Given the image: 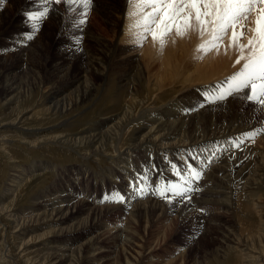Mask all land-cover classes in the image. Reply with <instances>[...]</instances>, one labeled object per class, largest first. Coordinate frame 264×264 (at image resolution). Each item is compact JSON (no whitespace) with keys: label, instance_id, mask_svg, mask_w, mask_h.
Segmentation results:
<instances>
[{"label":"bare ground","instance_id":"bare-ground-1","mask_svg":"<svg viewBox=\"0 0 264 264\" xmlns=\"http://www.w3.org/2000/svg\"><path fill=\"white\" fill-rule=\"evenodd\" d=\"M10 2L11 6L7 8L5 3ZM33 2L34 0H5L4 4L0 6V41L8 29H12V26L20 19H22L20 27H31L27 15L23 14H30L40 8V2L37 7H34ZM125 3L126 0H92L89 10L102 15L103 19L109 21L113 14L123 13ZM64 8L67 12L69 11L66 5ZM54 10H57L55 5H50L49 13ZM131 11L127 10L126 14L129 15ZM57 14L62 15L61 12ZM112 23L117 22L112 21ZM59 24L60 20H56L57 30ZM98 40L99 42L95 40L99 47L97 52L89 43V49L84 52L76 49V45L63 50L57 56V65L71 66L76 63L80 70L86 68V74L82 76H80L81 73L67 74L62 82L58 83L59 66H53L52 70H47V77L43 81L45 92L42 98L39 97L42 99L39 103L40 108L30 117L25 116L31 110L28 106L20 111L23 114L17 116L18 119L14 118V113L19 112L17 107L20 103L18 101L20 92L15 87L13 74L17 73L22 63L28 64L36 70L39 68V63L26 54H20L9 61L0 63V96H6L8 93L13 97H10L9 104L4 106L2 114H0V177L5 172L3 166L12 172L7 181L9 183L5 184L2 195H0V230H4L7 225H12L14 228L12 232L7 233L9 244L5 239H0V264H70V262L73 264L74 260L71 259L78 253H84L86 256L83 264H99L111 255V252H105L102 249V242L112 239L113 243L116 242L115 239L122 238H119L118 234L121 233V230H118V233L116 231L117 234L111 232L112 229L111 231L104 230L106 225L102 218H107L113 212L130 213L124 220V224L126 223L128 226L123 232L124 236L121 235L124 239L120 242L125 246H122L120 251L126 258L130 257L135 261V257L131 256V253L137 254L134 249H137L138 246L132 239L131 222L140 221L148 224L158 217L177 216L182 223L192 224L195 227V230L193 229L195 233L204 228V232L207 234L212 224L215 223L211 222L217 220L213 217L212 210L221 211L223 209L233 213L235 219L232 222V229L234 231L231 228H226L225 231L217 230L219 236L217 237L218 241L216 238L218 246L215 249L216 255L222 256L224 264H240L236 249L226 244L228 242L233 245L240 243L244 250L250 252L251 260L249 261L254 262L253 264H264V215H258L256 212L257 208L260 209L258 211L261 209L264 211V204L258 203L259 200L264 199V164L257 161L258 154L255 151L256 143L264 137L254 141L245 140L244 144H241L237 149L233 146V142L244 137L246 133L264 128V117L258 112L260 108L244 99L230 96L223 101L203 105L194 112L188 121L183 117L180 121L164 123L157 119L159 117L156 113L163 106L161 105L163 100L162 102L156 101V97L153 95L155 84L153 87L143 85L137 97L131 95L141 85L142 74L135 57L128 55L127 58H124L120 65L124 68L123 73L115 80L111 78L109 83L114 62L126 48H118L114 43ZM151 67L153 68V66ZM92 80L95 81V85L99 84L101 87L100 97L104 94V89H108L109 107L100 106L99 114L97 116L94 114L92 119L87 118L88 121L84 119L69 122L68 116L73 115L72 112L75 108L80 107L90 98L94 84ZM122 88H125L127 96L115 95V92ZM246 102L249 104L248 113L242 109V105ZM60 116L66 118L58 121ZM29 118L39 120V124L53 120L56 122V127L78 126L77 124L80 123L82 125L78 128L77 133L73 134V138L52 139L50 136L43 135L44 124L33 130L25 128L24 123L28 122ZM33 133L42 136L33 141L25 140ZM178 137L186 141L178 140ZM173 140L175 141L174 147L170 149V152L174 155L182 151L176 149L189 148L188 151L210 152L209 159L216 160L207 171L198 169L201 172V179L193 180L192 183L194 188H199V191L191 193V200L184 203H177V198H173V202L169 203L159 196L158 198H148L146 201L139 199L135 203L129 204L128 201L132 199L131 193L133 192L135 195L147 193L146 183L151 188L158 184L153 180L157 175L162 174L164 169L160 158L153 160L154 167L150 171L151 173L148 170V162H150L148 160L144 162L143 166L138 167L137 160L140 155H144L146 152L155 154L152 147L158 149L162 143H169ZM14 147H28L29 151L41 149L42 151H51L54 147V150L61 151L70 158L71 156L74 159L79 158L81 165L72 164L71 169L64 167V175H62L61 171L54 170L48 162H34L30 167L32 174L50 172L55 175V181L46 191L42 189L31 199V202L34 203L31 208L29 206L19 208L22 210L14 215V212L11 211L12 202L19 198L18 192H21L20 190L30 180V177L22 178L27 169L15 161L14 158L19 159L21 155L16 152L20 156L17 157V154L13 153L16 154L14 157L12 154ZM223 149H225V153L220 156ZM42 154L44 155V153ZM65 155L63 156L66 157ZM92 159L103 164L98 167L99 173H96L94 181L103 184V187H107L113 194L119 193L123 196V204H121L122 201H106L100 197L99 191L95 190V187L91 188L93 174L89 172L85 164H89ZM242 164L244 167L238 169ZM180 168L187 170V164L181 163ZM84 175L87 178L85 181L83 180ZM63 179L67 181L77 179L79 190L67 188L63 191L59 187L63 183ZM137 180L146 186L145 191H136L135 181ZM156 180L160 179L157 177ZM245 182L248 183L244 185ZM240 184L244 186L241 187ZM16 190L18 191L15 193ZM13 193L14 197L7 203L6 201ZM96 197L99 198L98 203L91 200L92 198L97 200ZM218 199L219 201H216ZM5 203L7 204L4 205ZM39 204L43 209L40 213H38L40 209L35 208L36 206L40 207ZM67 224L70 226L64 227ZM214 227H219L218 220ZM46 228L52 229L43 231ZM122 228L124 227L122 226ZM99 229L102 231L95 233ZM33 232H40L36 236L40 242H36L34 237H30L29 234ZM8 235L10 236L8 237ZM70 240L71 244L62 245L63 242ZM79 240H81L79 245L72 246ZM29 246L32 247L28 249ZM109 258L107 262L115 261V258ZM78 264L81 263L78 262ZM126 264H136V261L135 263L126 261Z\"/></svg>","mask_w":264,"mask_h":264},{"label":"rangeland","instance_id":"rangeland-1","mask_svg":"<svg viewBox=\"0 0 264 264\" xmlns=\"http://www.w3.org/2000/svg\"><path fill=\"white\" fill-rule=\"evenodd\" d=\"M39 2L40 0H34L33 2L34 7L39 6ZM51 5H55L57 10H54L51 13H49L48 17L44 19L39 30L35 33L34 38L32 40L29 41L25 38L27 34L31 33L32 31L31 27H26V26L20 27L22 25V19H20L15 25L12 26L13 27L12 29H8V32H6V34L0 41V63L9 61L10 59L20 54L22 55L26 54L28 57L32 58L35 62L39 63L38 65L39 68L37 70L35 68H31L30 65L28 64L22 63L17 73L13 72L14 73L13 80L15 87L17 88L18 92H20V96L18 98V101L20 103L17 107L19 114L15 112L16 114L14 113L15 115L14 118H17V116H21V114L23 113H21L20 111L26 109L28 106L30 107L29 109H31L32 111L30 110L29 112L30 114L27 113L25 115L26 117H30L32 114L38 111V109L40 108L39 103L41 102L42 100L41 98L45 92V85L43 84V81L47 77L46 71L52 70L53 66L55 67L59 66L57 65L58 59L56 58L61 52H63V50L73 48L77 45L76 49H79L81 51L83 50L84 52L86 49H89L88 45L90 43V45H92L94 47V50H96L97 52L99 47L95 42L96 41L99 42L98 39H102L114 43L118 46V48H126L125 51L119 54L118 59H116L114 62L115 65L111 69L109 83L111 82V78L115 80L121 73H123L124 68L121 67L120 65L124 60V58H127L128 55L135 57V59L139 63V69L141 70V74H142L141 85L137 89V91L131 93V95L137 97V95L141 92L143 85H149L153 87V85L155 84L154 87L155 91L153 95H155L157 102L158 101L162 102L163 100V104H161L163 106L160 107L158 109L159 111L156 113L159 117L157 119H159L164 123L174 120L180 121L181 119H183V117L188 121V119L194 115V112L200 109L201 104L203 105L211 104V102L205 100V94L206 93L214 94L215 87L226 82L227 78H229L232 74L237 72L241 67V65L239 64L236 65L234 62L238 57L237 50L233 47H228L230 36L224 37L223 44L219 48V50L213 49L207 54H204L203 52H198L197 48L201 44L208 41L210 39V36L208 34H204L203 36H201L198 29L194 26L193 29L183 37L177 36L175 31H173L167 37L166 46L164 47L163 50H161L159 44L154 42L151 36H149L147 40L142 43V45L135 39V33L138 30L133 29L131 27L132 24L134 23V19L130 15H127L126 12L127 10H132V6L127 3L124 4L123 13L113 14L112 19H110L109 21L103 19L102 15H98L96 12L89 10L87 16V23L84 25H78V23H76L79 19L82 18L78 14L80 10L67 12L64 8L65 4L63 3V0H61V3L59 4L52 3ZM5 6L9 8L11 6V2L5 3ZM58 12H61L62 15H58L57 14ZM23 15H28V14L24 13ZM56 20H60L58 30L57 27H55ZM112 21H116L117 23H112ZM249 23L251 24V20ZM249 35L251 34L249 33ZM77 38L80 39L81 44L76 43ZM244 42L246 43V40ZM242 63L243 62H241V64ZM151 66H153V68ZM73 73H81L80 76L85 75L86 68L84 67L82 70H80L78 64L76 63L71 64V66L61 65L59 66V71L57 72V76L59 77V79H57V82L58 83L62 82V80L65 78L67 74L72 75ZM92 81L93 83L95 82L94 80ZM91 90L92 92L90 98H88L83 104H81L80 107L75 108V110L72 112L73 115L71 114L68 116L67 120L69 122L71 121L74 122L84 119L87 120V118L92 119L94 114L95 116L99 114L100 106L101 107L106 106L107 108L109 107L108 95H107L108 89L106 90L104 89L105 92L102 95V97L99 96L101 91V87L99 84L95 85L94 83ZM122 94L124 96H127V93H125V88H122L121 90L115 92V95L117 96H123ZM10 97L11 96L8 95V93L6 96H0V111H1L0 114H2L4 106L9 104V99L13 98ZM248 106L249 104L247 102L242 105V109L246 110L247 113H248ZM263 110L264 109L260 108L258 109V112H260V114L264 117ZM65 118L66 117L60 116L58 117V121L64 120ZM52 121L53 120L47 123L42 122L41 124H39L38 123L39 120H34V118H29V121L24 123V127L27 129L31 128L29 130H33L35 128H38L37 126L41 127L40 125L44 124L45 126L43 127L42 130L44 132L43 135L45 137L50 136L52 139H67V138H73L74 137L73 134H76L78 128L82 125L80 123L77 124L78 126L65 125L61 127H56L55 124L56 122L55 121L52 122ZM41 136L42 135H37L33 133L32 135L27 136L25 140L33 141ZM262 137H264V134L258 135L255 138V140L260 139ZM177 139L186 141L185 139L179 137ZM174 142L175 141L173 140L172 142L169 143H162L158 149L150 145L154 149L155 154H151L152 152H146L144 153V155H140L139 159L137 160L138 167L143 166L146 160L150 161L148 162V170L149 173H151L150 171L154 167L152 163L153 160L155 158H160L161 165L164 166V169L162 174L156 176V178L158 177L160 180L157 181L155 178L153 180L154 183L159 184L161 181H164L166 183L179 182L178 178L173 174V170L171 167L172 164H175L178 168H180L181 163L187 165L191 164L192 166L197 168V170L200 168L201 171L204 170L207 171L210 167H212L213 163L216 162V160H213V158L209 159L210 152H204L201 150L188 151L189 148L176 149L177 151L179 150L182 151L174 155L172 154V152H170V149L174 147L173 146ZM258 143H256L255 146L256 147L255 151L258 154L257 161H261L263 165L264 138L261 139ZM52 149L53 150L51 151L50 150L42 151V149L29 151L28 147L13 148V151L14 150L16 151L14 152L12 151V154L18 152V154L21 155L20 156L16 153L17 157L19 156L21 157L18 159L15 157L16 154L15 155L13 154L15 157L14 158L15 161L19 162L21 167L24 166V168L27 169L22 178L30 177V180L25 185L24 183L26 181L24 180L23 183L24 187L23 189L20 190L21 192H18L19 198L16 201L12 202L13 206L11 207V211L14 212L13 213L14 215L16 212H20V210H22L19 208L28 207V206L31 208L34 205V203L31 202V199L37 193L42 191V189L46 191V189L49 186H51V184H53V182L55 181V175L51 174L50 172H45L42 174L41 173L32 174L30 171V167L34 162H39V161H45L44 163L48 162L50 165L53 166L54 170H57L59 172L61 171L62 175H64L63 172L64 167L71 169L70 167L72 164L81 165L79 158H75L76 159L75 161V159L72 156L70 158L61 151L54 150L55 149L54 147H52ZM53 151L56 152L53 153ZM42 153H44V155ZM224 153H225V149H223V152L220 156H222ZM60 154L61 155L63 154L66 157H64L63 155L61 156ZM220 156H218V158H220ZM258 158L260 159L258 160ZM206 160L207 162H205ZM204 162L205 164H203ZM101 165L103 164L99 163V161L96 162L93 159L89 161V164L87 165L85 164V166L89 169V172L93 174L92 175L93 181H91V188L95 187V190L99 191L100 197L104 198L105 196L113 195V192L109 190L107 187L104 188L103 184L96 183L94 181L96 177L95 176L96 173L97 174L99 173L98 167ZM242 167H244V164L240 165L238 169H241ZM3 168H4L3 171L5 172L3 174L4 176L2 175L0 177L1 178L0 195H2V191L4 187L9 183L7 182L9 180L8 179L9 176L12 175V172H10L5 166H3ZM181 175H187V170L185 168L184 171H182ZM56 177L58 178V176ZM83 180L84 181L87 180V178H85V175L83 176ZM135 183L137 184V186H135L136 191H140V189H144V191L146 190V186L139 183V180L135 181ZM247 183L248 182H245L244 185H246ZM146 184L148 187L147 189L148 191H146L147 193L144 192V194L135 195L132 192L131 193L132 199L128 201L129 204H132L133 202L135 203V201L139 199L146 201V199L151 197H155V198L159 197V195L155 194V187L158 184L153 185L152 188L149 187L148 183ZM244 185L240 184L241 187H243ZM59 187L62 188L63 191L66 190L67 188H73L74 190H79L77 179H73L70 181L63 179V183H61ZM17 191L18 190H16L15 193ZM12 197H14V193L6 202L8 203L12 199ZM96 198L97 200L93 198L91 200L96 201L98 203L99 198L98 197ZM216 201H219V199ZM233 202H235V200H233ZM7 203H5L4 205H6ZM123 203L124 201L121 202V204ZM258 203L264 204V199L259 200ZM39 206L40 207L38 206L35 207L40 209L38 213L42 212L43 210L40 204ZM258 210L260 209L257 208L256 210L258 215H264L263 209H261V211ZM212 213H213V217H215L218 220L219 227L218 228L214 227V225L217 224V220L212 221L211 223L213 222L215 223H213L214 225L212 224V227L210 228V231L207 234H205L204 228L200 229V231H196L197 233H195L194 231L195 227L192 224L182 223L177 216H170L168 218L158 217L155 221L149 222L148 224L140 221L131 222L130 232L132 234V239L134 243L137 244L138 246L137 249H134L137 254L131 253V256L135 257L136 264H224L222 263L223 261L222 256L218 257L215 253V249L218 247L216 238L219 236V232L217 230L225 231L226 228L232 229V222L234 221L235 218L233 216V213L229 211L227 212V210L224 209L221 211L212 210ZM129 214L130 213L127 212L125 214L113 212V214L111 213L110 215H108L107 218L105 217L102 218L104 220L102 221L106 225L104 227V230L107 229L111 231L112 229L111 232H115V234L119 232L118 230H121V233L118 234L120 235L119 238L122 237L120 238V240L123 241L124 239L123 232L128 226L126 223L124 224V220L126 219V215ZM73 223L75 224V221ZM70 224H67L64 227H68L70 226ZM187 224H189L190 226ZM122 226L124 228H122ZM13 229L14 228L12 225H7L4 230H0V239L2 240L5 239V241H7V244H9L7 239V233L12 232ZM50 229L52 228H46L43 229V231H48ZM100 231L102 230L99 229L95 231V233H98ZM232 231L234 230L232 229ZM38 233L40 232H33L32 234L29 235L32 238L34 237L33 239L37 240L36 242H40V239H37L36 237L37 235H39ZM9 236L10 235H8V237ZM10 238L12 240V236ZM66 238H71V237H66ZM120 240L115 239L116 242H113L114 245L112 243V239H110V241L109 239L108 240L106 239L105 241L102 242V247H103L102 249L105 252L107 251L111 252V255L109 256L110 258L109 257L108 258L109 259L115 258L114 259L115 261L107 262L108 258H106L102 260V262H99V264H112V263L126 264V261L128 262L131 261L135 263V261L132 258L128 256H127L128 258H126L121 253L120 251L121 247L122 246L124 247L125 244L120 242ZM71 243L72 241L70 240L63 242L62 245L65 246ZM80 243L81 240H79L76 244H73L72 246L79 245ZM226 244L236 249L237 258L240 264L254 263L249 261L251 260L249 258L250 252L244 250L242 244L239 243L237 245H233L232 243L229 242ZM31 247L32 246H29L27 248L30 249ZM116 255H117V259H116ZM72 258L73 259L71 260H74L73 261L74 263L72 262L73 264H78V262L83 264L85 262L84 260H86V256L84 253L83 254L78 253ZM215 259H217L218 261Z\"/></svg>","mask_w":264,"mask_h":264},{"label":"snow or ice","instance_id":"snow-or-ice-1","mask_svg":"<svg viewBox=\"0 0 264 264\" xmlns=\"http://www.w3.org/2000/svg\"><path fill=\"white\" fill-rule=\"evenodd\" d=\"M4 2L0 0V6ZM52 3L59 4L61 0H40V8L27 15L32 29L25 37L27 40L34 38L48 17ZM63 3L69 11L80 10L78 14L82 18L76 22L78 25L87 23L92 0H63ZM126 3L132 6L129 15L134 23L131 27L138 30L135 39L141 45L151 36L163 50L167 37L173 31L183 37L195 26L201 36H210L208 41L197 48L198 52L207 54L213 49L219 50L224 37L230 36L228 47L237 50L235 64L241 67L226 82L216 86L214 94L206 93L205 100L215 103L235 96L264 109V0H126ZM76 43H80L79 38ZM260 134H264V128L246 133L244 137L235 140L233 146L238 148L245 140L254 141ZM171 167L179 182L161 181L155 187V194L169 203L173 202V198H177V203L190 201V194L199 191V188L193 187L192 181H198L201 172L191 164L187 165V175H181L184 169L175 164ZM104 199L120 202L124 197L114 193Z\"/></svg>","mask_w":264,"mask_h":264}]
</instances>
